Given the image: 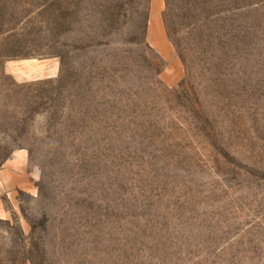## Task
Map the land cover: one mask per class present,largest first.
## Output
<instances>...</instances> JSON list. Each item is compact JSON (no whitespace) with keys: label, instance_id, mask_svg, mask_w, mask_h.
Listing matches in <instances>:
<instances>
[{"label":"rangeland","instance_id":"374dc122","mask_svg":"<svg viewBox=\"0 0 264 264\" xmlns=\"http://www.w3.org/2000/svg\"><path fill=\"white\" fill-rule=\"evenodd\" d=\"M19 151L0 264H264V0H0Z\"/></svg>","mask_w":264,"mask_h":264},{"label":"crops","instance_id":"0c3cea01","mask_svg":"<svg viewBox=\"0 0 264 264\" xmlns=\"http://www.w3.org/2000/svg\"><path fill=\"white\" fill-rule=\"evenodd\" d=\"M37 68L38 70L44 69L41 66ZM18 74L26 75L28 73L18 71ZM29 184L27 154L24 151H19L0 168V218H7L9 216L5 205V196L10 198L13 193L27 189Z\"/></svg>","mask_w":264,"mask_h":264}]
</instances>
